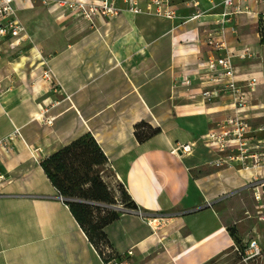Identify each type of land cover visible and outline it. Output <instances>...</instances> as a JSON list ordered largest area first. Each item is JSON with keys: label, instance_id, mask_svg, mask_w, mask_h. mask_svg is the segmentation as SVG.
<instances>
[{"label": "crops", "instance_id": "crops-1", "mask_svg": "<svg viewBox=\"0 0 264 264\" xmlns=\"http://www.w3.org/2000/svg\"><path fill=\"white\" fill-rule=\"evenodd\" d=\"M56 1L16 0L25 35L0 36V264H102L129 250L132 264H216L234 244L229 227L255 213L245 204L253 199L252 173L213 165L217 156L201 138L232 110L226 94L206 102L200 91L210 85L198 76L201 61L225 53L205 42L221 20L223 0H169L173 19L146 13L150 0H107L116 14L93 23ZM132 2L141 13L130 10ZM243 4L247 12L224 22V39L226 51L248 46L253 53L232 61L239 79L259 80L248 111L264 138L257 27L264 0ZM198 10L202 15L192 18ZM186 77L189 86L181 83ZM140 123L158 131L139 141ZM83 136L97 142L142 212L122 209L103 227L108 255L93 245L42 167ZM183 144L191 152H173Z\"/></svg>", "mask_w": 264, "mask_h": 264}, {"label": "built area", "instance_id": "built-area-1", "mask_svg": "<svg viewBox=\"0 0 264 264\" xmlns=\"http://www.w3.org/2000/svg\"><path fill=\"white\" fill-rule=\"evenodd\" d=\"M244 0H223V11L218 27L206 32L205 42L215 51L224 50L223 55H210L199 65V78L201 83L205 82L210 86L204 87L200 95L206 102H212L222 95H229L232 101V110L229 115L222 119L216 126L208 129L202 135L203 144L216 154L213 160L215 166H233L249 171L251 174L248 185L252 190V197L256 204L254 216L264 223V138H260L257 131L262 132V126H255L249 116L250 97L255 86L259 83L256 77L238 78L232 58L238 57L246 59L252 56V51L248 46H244L237 53L226 51L223 24L233 14L247 12L243 4ZM16 0H0V36L10 35L19 37L25 35V27L17 20L15 15ZM60 4H67L63 1ZM196 5V4H195ZM72 13L79 14L84 18L92 20L97 15L116 14L117 9L107 0L102 2L77 1L69 3ZM130 10L134 13H141L142 10L137 2H132ZM146 13L154 14L166 19H173L177 16L176 9L170 6L169 0H150L146 7ZM202 11L198 10L192 18H198ZM49 78V74L45 75ZM183 85H191L190 78H183ZM18 133V129H15ZM6 146L7 141L1 142ZM191 152L190 144L179 145L173 152ZM3 178L0 175V179ZM208 205H210L208 203ZM138 213H142L138 207L134 208ZM238 239H234L232 250L238 255L240 262L250 264L252 261L264 257V237L253 236L246 240L237 234ZM243 241V242H242ZM127 255H132V251H127L125 255L113 256L108 260H103L102 264H132Z\"/></svg>", "mask_w": 264, "mask_h": 264}, {"label": "trees", "instance_id": "trees-1", "mask_svg": "<svg viewBox=\"0 0 264 264\" xmlns=\"http://www.w3.org/2000/svg\"><path fill=\"white\" fill-rule=\"evenodd\" d=\"M259 21L258 32L260 34V41L264 43V15L260 16ZM157 131L158 129H152L146 123H140L136 127L135 136L139 141H142L149 138ZM105 161L106 156L104 155L97 142L90 136H83L72 141L70 144H68L58 152L43 160L42 167L45 174L55 186L59 194L65 197L64 194L72 191L75 185L86 182V178L83 175H77L78 168L74 165L75 163H79V165L81 166L84 165L86 167H89L92 164H102ZM70 182H73L74 184L70 185ZM65 184L69 185L67 186ZM101 194L102 189H98V191L95 189L94 191L91 190L90 194L88 195L90 197H96V199H101ZM130 201L133 208H135L136 205L131 199ZM66 203L68 204L76 221L84 229L93 245L101 250L98 245V243L100 242V244H103L108 248L109 242L105 233L103 232V227L111 221L115 220L118 217L119 212L113 211L110 215H106V217H104L97 223L96 221H93L91 219V212L89 211L88 206H85L81 203H71L67 200ZM89 227H91L95 232L98 243L94 242L91 235L89 234V230H87ZM233 228L235 227H229L231 236L234 239H238L236 231H234Z\"/></svg>", "mask_w": 264, "mask_h": 264}, {"label": "rangeland", "instance_id": "rangeland-1", "mask_svg": "<svg viewBox=\"0 0 264 264\" xmlns=\"http://www.w3.org/2000/svg\"><path fill=\"white\" fill-rule=\"evenodd\" d=\"M63 1H67V4H60ZM80 0H57L56 2L67 9L68 13H71L75 15L80 20L88 21L89 23H93L94 19L99 16H112L113 14H105V15H97L92 20H89L87 18H84L83 16H80L79 14L72 13V8L68 6L69 3H76ZM84 1V0H81ZM104 1V0H103ZM87 2V1H86ZM259 22H257V27L259 25ZM256 124V123H255ZM75 166H77V175H83L86 179V182L80 183L74 186L72 191L64 194L65 200L71 203H81L85 206H88L89 211L91 212L90 217L93 221H96L97 223L102 220L106 215H110L113 211H120L122 209H133V206L131 204V201L123 187V185L119 182V180L115 177L114 173L110 169L107 163V159L102 164H95L91 165L89 167L81 166L79 163H75ZM74 184L73 182H70V185ZM69 185V184H65ZM104 188V189H103ZM97 190L102 189V198L96 199V197H90L88 194H90L91 190ZM247 208H249L251 211L255 212V202L254 199L249 203H245ZM243 205V204H242ZM241 214V213H238ZM243 217V216H242ZM254 218V219H253ZM256 222V223H255ZM235 228H233L234 231H236L237 234H240L242 236L243 240H246L253 236H259L264 237V223L259 222L256 217L250 218V220L242 221L240 223H237L233 225ZM238 226V229L236 228ZM87 230H89V234L91 235L94 242L98 243V239L95 235V232L92 230L91 227H89ZM243 242V241H242ZM99 248L101 251L105 252V255L107 254V246L98 243ZM216 264H243L240 262V259L238 255L235 254V252L230 249L229 253L224 255L222 258L218 260ZM250 264H264V257L258 258L254 261H252Z\"/></svg>", "mask_w": 264, "mask_h": 264}]
</instances>
